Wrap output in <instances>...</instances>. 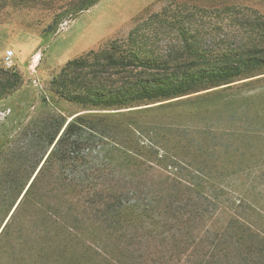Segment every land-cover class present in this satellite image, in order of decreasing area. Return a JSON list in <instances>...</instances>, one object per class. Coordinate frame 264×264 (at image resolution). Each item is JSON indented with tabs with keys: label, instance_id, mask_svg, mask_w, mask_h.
I'll return each instance as SVG.
<instances>
[{
	"label": "rangeland",
	"instance_id": "374dc122",
	"mask_svg": "<svg viewBox=\"0 0 264 264\" xmlns=\"http://www.w3.org/2000/svg\"><path fill=\"white\" fill-rule=\"evenodd\" d=\"M74 1L0 0V69H7L4 57L13 51L15 66L9 71L22 77L20 88L0 100V155L46 115L71 118L82 112L52 91L53 78L70 60L128 37L155 14L177 15L172 27H164L170 33L165 44L250 47L264 34V0H102L76 14ZM181 31H186L185 39L178 36ZM252 76L117 116H130L143 133L139 149L144 164L137 170L138 180L128 187L153 195L184 193L202 185L221 194L219 206L205 207L210 219L196 230L188 216L169 227L147 223L146 236L139 238L132 257L137 264H191L207 252V230L223 234L227 247L236 243L234 264H264V71ZM27 142L21 141V147ZM187 202L177 205L183 206L182 213L191 207ZM22 224L26 235L31 223L23 219L19 228ZM229 228L232 231L225 233ZM16 232L12 229L10 236ZM65 242L67 251L62 243L57 251L52 247L48 264H93L101 259L82 242L75 250ZM16 260L4 258L0 264H19L21 259Z\"/></svg>",
	"mask_w": 264,
	"mask_h": 264
},
{
	"label": "trees",
	"instance_id": "16d2710c",
	"mask_svg": "<svg viewBox=\"0 0 264 264\" xmlns=\"http://www.w3.org/2000/svg\"><path fill=\"white\" fill-rule=\"evenodd\" d=\"M101 1L75 0L72 11L79 13ZM176 20L175 14H155L128 37L70 60L53 78L52 91L82 112L71 118L46 115L1 153L0 230L13 213L0 232V261L19 257V264H48L52 247L57 251L62 243L67 251L69 240L74 250L79 242L94 250L101 259L93 264H137L132 257L139 238L146 236L147 223L169 227L188 216L196 230L210 219L205 207L220 205L221 194L214 189L197 185L184 193L152 195L128 187L138 180L144 164L139 149L143 133L130 116H117L264 71V34L250 47L202 49L185 41L163 43L170 34L164 27H172ZM178 36L185 39L186 31ZM21 80L18 72L0 69V100L15 93ZM21 141L28 142L21 147ZM6 184L10 187L2 186ZM186 200L191 207L182 213L183 206L177 205ZM23 219L31 223L26 235L24 225L19 228ZM12 229L16 237L10 236ZM207 234L211 239L207 252L195 256L191 264H234L236 243L227 247L223 234L210 230Z\"/></svg>",
	"mask_w": 264,
	"mask_h": 264
},
{
	"label": "built area",
	"instance_id": "2783aa9c",
	"mask_svg": "<svg viewBox=\"0 0 264 264\" xmlns=\"http://www.w3.org/2000/svg\"><path fill=\"white\" fill-rule=\"evenodd\" d=\"M14 58L15 53L13 51H7L4 57V63L7 69H13L14 68Z\"/></svg>",
	"mask_w": 264,
	"mask_h": 264
},
{
	"label": "crops",
	"instance_id": "0c3cea01",
	"mask_svg": "<svg viewBox=\"0 0 264 264\" xmlns=\"http://www.w3.org/2000/svg\"><path fill=\"white\" fill-rule=\"evenodd\" d=\"M149 1H151V0H147V3H148Z\"/></svg>",
	"mask_w": 264,
	"mask_h": 264
}]
</instances>
